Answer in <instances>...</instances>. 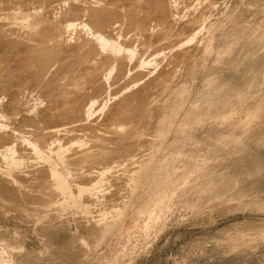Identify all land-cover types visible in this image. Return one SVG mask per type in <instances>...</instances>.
<instances>
[{
  "label": "bare ground",
  "instance_id": "1",
  "mask_svg": "<svg viewBox=\"0 0 264 264\" xmlns=\"http://www.w3.org/2000/svg\"><path fill=\"white\" fill-rule=\"evenodd\" d=\"M30 1L31 4L32 2L34 3L35 1L38 2L39 6L37 3L38 7L34 6V4L33 7H30L29 6ZM185 1L186 0H184V2ZM199 1L200 0H197L196 3H199ZM40 2H41V6H40ZM216 2L218 3L219 0L218 1L209 0V2L207 4L205 2L204 5L210 6V5H214ZM190 3L192 4L193 2L190 1ZM248 3L247 5H249ZM179 5H180L179 0H17L16 2H14V0H0V88L2 86L4 87L6 86V89L10 90L9 92H11V95L10 96L8 95L9 97L6 96L8 100H4L5 92L2 93L4 94L3 95L4 98L0 100V115H2L1 118L5 119L4 120L5 124L4 121H1V123L2 122L3 123L0 124V193L3 196H12L13 194H15L14 190L16 189L15 187L18 186L17 184L22 185L24 183H27L29 179H34L32 176H30V174H28L29 171L27 173L25 172L26 174L18 172L20 170V167H22V163H24L23 160L27 155L37 156L39 158H42V161L43 159L47 161L48 159H50L51 155L55 154L59 156L58 155L59 153L65 154L68 150H70L69 155L66 157L64 156L65 158H63L65 159V161L63 162L62 160L61 162V163H66L65 164L66 166L63 165L62 167L64 168V170L69 171V168H71L70 165L74 167H76L77 165L82 166L83 164L87 166L91 164L90 167L92 166V164L104 166L111 159H113L111 153L114 151L113 150L114 148H111V146L115 144L121 145V146L117 145L116 147L117 149L114 151L115 153L113 152L117 158L125 159V157L128 158L129 156L133 155L135 150H138L137 148L142 143L145 142L144 140L147 136L144 137L145 134L144 131L145 130L149 131L150 129L153 128V127L152 128L149 127L150 129L147 128L149 124L151 125L153 123L155 127L157 123L158 125H156V127H158V129L156 130L155 128V130L158 131V133L162 132L163 134V132L165 131L163 129L164 128L163 125L166 124V121L165 122L159 121L161 114L158 113V110L162 111L160 107L162 103L154 104L155 102H153L154 101L153 100L150 101V103L153 102L154 105H151L152 103L149 105V103L147 102V98L151 100L152 98L149 97H151L150 95H152L153 92L156 93V91L157 92H159V90L162 91L164 87H166L164 89H167L168 83L170 84L172 81L174 82L175 81L174 79L177 80V77H175V75H177L178 73L177 75L178 78L182 75V74L179 75L180 73H182V71L180 72V69L184 70L183 67L185 68L187 63H189V60L191 59V55L194 56L197 53V51L199 53L197 54L198 57L196 60L201 61L203 60L204 54H208L207 53L208 51L210 52L212 51L213 45H216L219 54H223L227 50L226 47L228 45L231 46V44L228 43L232 42V47L235 45V47L238 48L233 50L234 54L235 53H237L236 55L243 54V59L247 61H251L250 62L251 67L249 66V68H254L252 69V71L258 72V70H260L258 67L260 65L263 66L264 63V51H262V49L264 48V42L263 39H260L258 37L261 36L260 35L261 33H259L260 31H258L259 35L257 34L258 35L257 37L254 36L255 34L250 35L251 37L250 36L246 37V35H248V32L252 31L251 26L249 27L250 29L247 26H246L247 28L245 26L244 27L240 26V22H243L245 19H249V22L251 21L250 24H253L252 28L256 27V25L254 26V23L257 24V20L258 23L259 20L260 22L261 20H264L263 4L258 6L255 4L256 8H252L251 6L243 9L242 13L239 16H237L238 18L234 19L235 20L234 26L229 23L230 26H233L232 29L229 28L230 31L228 30L229 33L232 32V34L230 33L231 36L237 34L239 36L241 35V37L243 38L242 41L240 40L241 41L240 43H237L239 42L240 38L239 39L235 38L236 41L238 40L237 42L233 41L235 40L233 38L234 36L232 37L233 39L232 41H228L229 37L227 33L226 36L225 34L223 36L224 31L227 30L223 31L222 29H220L222 28L220 27L221 25L219 26V28H217V23L216 26H214L215 24L213 25L212 23H210L212 20L211 21L209 20L210 22L208 21L209 23H207L204 18L205 15L203 14L205 10H203L204 12H202L197 8L192 10L186 9V11L187 10L188 11L182 14V7ZM204 5L202 6L204 7ZM194 6H196L195 3L193 7ZM198 8L200 9L201 7L199 6ZM206 8L208 9V7ZM212 9L215 8L212 7L211 10ZM245 21L246 23H249L247 22L248 20ZM246 23H241V25H244ZM226 27L228 28V26ZM261 27L263 28L262 25ZM253 30L256 32V28H254ZM207 33H209V36H207V38L210 37V33L212 34V38H210L209 43L206 42L202 44L204 37H206V36L203 37V35ZM226 38L228 40H226ZM261 38L264 37L262 36ZM213 40L217 42H214ZM228 50L230 49L228 48ZM231 50L229 52H233ZM13 56L17 57L15 58V60H13L14 63H12V61H10L12 64L7 63L9 62L8 60L10 59V57L12 58ZM236 58L237 57H235V59ZM224 59L225 58L222 59L223 63H225ZM247 65L248 64H246V66ZM256 67L258 68V70L255 69ZM260 71L259 73H262L263 70L261 69ZM184 72L183 74L186 73ZM252 76L251 78H253ZM244 78L245 80L247 79L246 76ZM251 78L249 79L250 82L251 80L254 81L255 78L254 79ZM120 80H124V82L126 81V83L122 81L124 84L120 85L121 87L116 88L117 89L116 91L113 90L111 91V87H114ZM249 80L247 81L249 82ZM178 83H175L176 87L178 86ZM209 83H210L209 86L206 87L207 89L205 88L206 90L202 93V95L200 94L202 97L200 98V100H198L199 101L198 108L193 106L194 107L193 111L188 110L185 112L184 122L187 125H195L196 127L197 125L201 124L202 121H210L208 123V130L210 131L213 129L215 130L216 128H224V129L227 128L226 130H228L230 128L233 129L234 126H236V128L238 127V129H241V131L240 130L238 131L240 133L239 134L237 133L239 136H241L239 139L222 138L221 134L226 133L227 135V131L224 130L225 132L222 131L223 133L218 132L215 133L214 135L212 134L213 135L212 137L210 136V134L209 135L205 134L206 136L213 138L214 144L213 142H212L213 145H211L210 143L208 144H210L211 147L213 146V148H215L214 146H216L218 148H221L222 150L223 146L221 144L230 143L231 148L230 147L229 148L235 151V149H237L239 145L242 142H244V140H248L249 142L247 141L248 144L246 145H251L252 152L249 154L246 153V155H239L236 157L231 156L230 158L227 159L226 155L229 152L227 150L226 151L224 150L223 153L221 154L224 157L223 158L224 160L222 159V161H220L219 163H217V161L221 160V158L219 160L217 159L220 155L219 154L220 152L219 153L217 152V154H219L218 157L214 156L217 157V159H214L212 155L214 160L213 159L212 161L210 160L211 165L209 166V170L205 169L207 164L203 165L205 167L199 168L200 171L197 169L199 171L198 173L203 171L201 174H205V176L206 175L208 176L206 177V179H203L206 180L207 183L205 182L202 183H205L206 185L211 186V188H215L214 190L218 191V186H220L221 184L220 181L216 182L214 180V175L219 169L221 168L223 169L228 164L233 168L235 174L233 177H230L231 181L229 180L227 183L225 182L226 185L227 184L229 185V183H231L230 184L231 186L232 185L236 186V184L238 186L239 184L240 186L242 185L243 188H246L245 190H247L248 192L253 190L256 191L258 189H264V128H263L264 126H260L261 124L264 123L263 120L259 125L260 121H255V119L257 120V117L255 118V115H259V114L256 113L254 114L252 110L251 112L253 113L252 115L246 114L244 117L240 119H236L234 122H229V120L227 121L225 119L221 121H217V119H221L223 117L224 115L223 113H225V110H227V108H230V106L231 107L234 106L233 104L236 101H234L233 103L231 100L225 99L228 96H225L222 93L223 86L221 87L217 85L220 84V82L219 83L215 82V85L214 83L211 84L212 82ZM220 85L223 84L221 83ZM248 86L245 88L247 89ZM173 87H175V85ZM242 87L243 86H240V88ZM35 88L43 89L42 93L44 92V94L49 97L47 99L48 100L50 99L49 102L46 101L49 104L47 103L48 105L45 107L43 106L44 108H40V110H38L39 108L34 109V106L28 105V100L33 101L31 99L32 98L31 91L32 90L35 91L36 90ZM148 88H150L149 91ZM184 88L185 87L179 88L178 92L181 94L184 92L186 96L188 94L185 92ZM258 88H260V86ZM252 90L249 91L251 92ZM176 91L177 90H175V92ZM226 92L228 93L227 90ZM240 92L242 91L240 90ZM255 92L256 91L252 92V96L254 95ZM234 93H231V96H234ZM246 93H244L245 96ZM164 95L166 94L164 93ZM171 95L173 94L170 93V96ZM173 96H175V94ZM222 96H224L223 99ZM239 96L243 97L244 95H239ZM248 96L249 95H247V97ZM171 99L173 100V98ZM161 100L164 101V99ZM261 100H263V98ZM167 101L165 100V102ZM165 102L164 105L166 104ZM176 102L177 103L173 105H171L172 103L169 102L170 103L169 105H171V108L169 109V115L171 116V118H175L179 116L180 113L184 112L185 110L184 109L185 100L183 97H181ZM251 106L249 107L252 108ZM166 109L165 112H167ZM258 111L260 112L261 109L257 110L256 112ZM262 111H263V107H262ZM156 113H158L159 115L158 118L156 116L157 115ZM243 113H245V111ZM261 113L260 115H262ZM163 118L164 117H162L161 120ZM262 118H264V116H262ZM100 120H102L103 123L101 122L100 124ZM165 120L167 119L165 118ZM28 122L31 124H29ZM252 126H254L255 128L253 129L254 131H251V129H249ZM259 126L262 129H260ZM161 127L163 130H161ZM142 128L144 132L143 134L140 132ZM189 137H192V135H189ZM76 138L78 139L85 138L87 142L84 144L83 142H78L80 140H77V143H74L68 147L66 146L69 144L70 141L75 140ZM178 139H177L178 142L177 141L176 142L178 143V145H181V143L179 144L181 139H179L180 141ZM188 140L192 141V139H188ZM208 140L209 139L205 140V142H202V144L204 145L205 143L204 146L206 145L208 146V144H206ZM185 142L187 141L185 140ZM198 143L200 144L201 142L198 141ZM183 144L184 142H182V145ZM204 146L203 148L200 146H199L200 148L198 147L199 148L197 150L198 153L200 154L203 153V155L209 153L207 150L204 149ZM192 147L190 148L189 145L190 149H192ZM185 149L186 148H184V150ZM187 150H185L186 153ZM236 152H238V150ZM188 153L191 154L192 152L191 153L188 152ZM134 155L135 157L137 156L136 154ZM193 155L195 154L193 153ZM190 157L192 158V156ZM209 158L211 159V157ZM181 163L179 164L181 165ZM44 164L46 163L44 162ZM67 165H69L70 167ZM78 167L79 166H77V168ZM38 168L39 169L37 170L39 171L36 170L34 171V173H41V174L46 173L44 174L45 175L44 180L47 182L45 181L44 182L47 184L49 183L54 188L50 187V185L48 184L49 185L48 187L52 188V191L50 192L48 191L49 194L46 195V197L42 196L41 198L40 196L37 199H35L36 197L33 198L34 201L37 200L39 202H42L44 203L45 206H47V209L48 208L51 209L60 205L59 204L60 202L56 200L57 196H60L59 195L60 193L62 195L68 194V201L64 200L63 204L64 202H68V203L74 202L75 199H77L75 198L76 196L74 197L75 198L74 199L72 197V194L69 193L70 192L69 190L71 189H69L70 188L69 182L66 180L67 177L66 178L62 177L59 169L56 168L46 169V167L44 166ZM229 168L227 166V169ZM79 169L82 170V168ZM107 169L109 168L101 169L100 171L102 172L101 173L100 171L97 172L98 173L97 176H102L104 173H106L105 171ZM224 169L227 171L226 168ZM57 170H59L60 173ZM94 170H96V168ZM83 173L84 172L82 171L81 174L82 177L80 176L82 179L81 182L79 180L78 183V185H80L81 187L78 186L80 188L78 189V191L76 190L79 193V195L89 192L91 189H93V187L95 188V185L97 184V181H95V177L96 178L98 177L96 175L95 177L91 176L90 175L91 171L89 174L86 173L84 175ZM222 173L224 174L223 171ZM219 174L220 173H218V175ZM197 175L198 174L196 173L195 177H197ZM165 176H166V171L162 170L159 171L156 179L161 178V180L163 181ZM222 176L223 175H221V177ZM198 177H200V175ZM30 181L31 180H29L28 182ZM94 181L96 182V184H93ZM202 185L204 187V184ZM192 187L193 186H191L190 189ZM238 187H236V189ZM220 188L222 187L220 186L219 189ZM45 189L46 190L48 189L47 185L45 186ZM34 209H32V211ZM3 213L0 209V220H2V218L4 219V216L6 215V214L3 215ZM24 218L26 219V217ZM38 219L40 220V218ZM36 222L37 223L34 224L35 227L34 230H37V232L41 237L46 238L48 237L47 235L50 236L51 232L55 231L56 222L51 218L48 220H41L39 221L40 223H38V220H36ZM100 227L101 226H99L98 228L96 227L97 230L95 228L94 231L93 230L92 231L95 234H99L100 232L104 231L105 228L104 227L102 229ZM4 231L6 232V230ZM15 233L17 234V232H14L12 234V237L15 235ZM18 236L17 237L16 235L14 236L15 239V240L13 239L14 242L11 240L12 238H9L8 236L7 239L8 240L10 239V241L13 242L12 244L5 243L4 240L7 239H4L5 237L2 239L3 236L0 237V263L12 264L14 259L17 257H20L25 261L27 260L28 256L30 258L33 257V255H31V253L33 252L25 248L24 243H22V241L20 242L22 238L20 239ZM54 236L56 237V235ZM48 241L51 242V240ZM51 243L50 245L52 246ZM47 244L49 245V242ZM49 254H51V251ZM260 258H261L260 263L264 264V255H262ZM34 259L35 258H33L32 261ZM28 260L31 259L28 258ZM27 261L26 263L24 262L23 263L27 264Z\"/></svg>",
  "mask_w": 264,
  "mask_h": 264
},
{
  "label": "rangeland",
  "instance_id": "2",
  "mask_svg": "<svg viewBox=\"0 0 264 264\" xmlns=\"http://www.w3.org/2000/svg\"><path fill=\"white\" fill-rule=\"evenodd\" d=\"M16 1L14 0V2ZM190 1L193 3L191 4ZM204 1L206 2V4L209 2V0H200L199 3H196L197 0L196 1L186 0L185 2L184 0L183 1L179 0V3H180L179 6L182 7V14L186 13L188 10H192L196 8L202 12H204L203 10H205L203 14L205 15L204 18L206 22L209 23L212 20L210 23H212L213 25L215 24L214 26H216V23H217V28H219V26L221 25L220 27L222 28L220 29H222L223 31L224 30L230 31V29H232V27L235 24L234 19L238 18L237 16H239L242 13L243 9L247 7H251V6L252 8H256V5L258 6L261 4L264 5V0H261L262 2L260 0H237V1L236 0H227V1L219 0L218 2L219 4L216 2L214 5H210V6L204 5L205 4ZM259 1L261 4L259 3ZM37 3L38 2L35 1L34 3L32 2L31 4V1H30L29 6L33 7V4H34V6L38 7L39 3H38V6H37ZM194 3L196 6L199 5L202 9L201 8L199 9L198 8L199 6L193 7ZM247 3L249 5H247ZM202 5H204L205 8L208 7V9L207 8L205 9ZM40 6H41V2H40ZM212 7H214L216 10L215 9L211 10ZM186 9L188 10L186 11ZM208 11L209 12L211 11L212 13L211 12L209 13ZM209 15H212V16H209ZM207 17L208 18L210 17V18L208 19ZM245 20H248L247 22H249V19H245ZM245 20L243 22H240V26H243V27L247 26L248 28L251 26V30H252L248 32V35H246V37L250 35H254V34H255L254 36L257 37L259 33H261L260 34L261 36H258V37L260 39H263V42H264V38H261L262 36L264 37V35H262L264 34L263 33L264 32L263 31L264 30L263 29L264 20H261V22L259 20V23L257 20V24L254 23V26L256 25V27H253V28H252L253 24H250L251 21L249 23H246ZM229 23L233 26H230ZM241 23H246L247 25L246 24L241 25ZM258 24H259V27H258ZM261 25L263 26V28L261 27ZM226 26H228V28ZM257 27L260 29H258ZM254 28H256V32L253 30ZM227 31H224L223 33V36L224 34L226 36V33H227L229 37V38L227 37L229 40L227 38L226 40L232 41L233 40L232 37L234 36L233 37L234 39L240 38L239 42H237L238 40L236 41V39L233 40L234 42L240 43L242 41L243 38L241 37V35L239 36L233 33L235 35L231 36L232 32H230L231 33L230 34L229 31L228 32ZM258 31L260 32L258 33ZM207 36H209V33L203 35L204 40H203V43L201 41L202 44L206 42L209 43L210 38H212V34L210 33V37H208L209 39L207 38ZM214 42H217V41H214ZM228 44H231V46L230 45L227 46L230 50L232 49L231 51H233L234 49H238L235 47L234 45L235 43L233 44L234 45L233 47H232V42L231 43L229 42ZM227 47H226L227 50L224 49L226 50L225 51L226 54L225 53L219 54L218 48L216 47V45H213L212 51L211 52L208 51L207 52L208 54L203 55V60H201L202 62L196 60L198 57L197 54L199 52L198 51L197 53L194 52L196 54L194 55L193 53L194 56L191 55V59L189 60V63H187L185 68L183 67L184 70L180 69V72L182 71V73H180L179 75L181 74L182 75L179 78L177 76L178 73L177 75H175L179 83L177 82L176 79H174L175 80L174 82L172 81L170 84L169 83L167 84V89H164L166 87L162 89L163 92L159 90V92L157 91L156 93L153 92L152 95H150L151 93L149 94L151 97L149 96L148 97L152 98L151 100L147 98V102L149 103V105L151 103H152L151 105H154L156 103H160V104L162 103L161 105L159 104L162 109V111L158 110V113L162 115V116L160 115L159 121L161 122L166 121L167 125L166 124L163 125L164 127L163 129L165 131L162 134V132L158 133V131H156L158 129V127H156V125H158L157 123L155 127L153 123H152L153 126L152 124L151 125L149 124L150 126L148 125L147 128L153 127L152 129L149 128L151 132L150 130L144 131L146 134V135L144 134V137L147 136L144 140L145 142L141 144L142 146L140 145L141 147L139 146L137 148L138 150H135L133 155L129 156L130 158L129 157L128 158L125 157V159L117 158L114 155L115 153L114 151L117 149L116 147L118 144H115V145L112 144L113 146H111V148H114L113 149L114 153L112 152L113 154L111 153V156L113 159H111L112 161L111 160L109 161L110 163L108 162L107 164H105L106 165V166L104 165L105 167L101 165L99 166V165H93V164L90 167L91 164L89 166L83 164L82 166L77 165L79 166L77 168L76 165H75L76 167L70 165L71 168H69V171H68L62 168L63 165H65L66 163H61V162L62 160L63 162L65 161V159L63 158L69 155L70 150H68L65 154L59 153L58 154L59 156L55 154L51 155L52 158L50 156V159H48L47 161L44 159L42 161V158H39L37 156L27 155L25 159L23 160L24 163H22V167H20V170L18 172L27 173L29 171L28 174H30V176H32L34 179H29L31 180L30 182H28L29 181L28 180L27 183H24L22 185L17 184L18 186L15 187L16 189L14 188L15 194H13L12 196H3L0 193V200H1L0 209L2 213L4 212L3 215L6 214L5 216H7V217L4 216V219L2 218V220H0V228H1L0 237L3 236L2 239L4 237H5L4 239H7L9 236V238H12L11 240L13 241L14 236L16 235L17 237L19 235L18 237L20 239L22 238L20 242L22 241V243H24L25 248L27 250L33 252L31 253L33 257L31 258L29 256L27 257V260L28 258L31 259V260H28L29 262L26 260L27 264H261L260 257L264 255V191H263L264 189H258L256 190L257 192L254 190L249 191L251 192L249 193L247 190H245L246 188L242 187V185L240 186L238 184V186H240L241 188L238 187L237 184L236 186H233V185L231 186L230 185L231 183H229V185L228 184L226 185V183L229 180L231 181L230 177H233L235 174L233 171V168L229 166L228 164L227 166L228 168L230 167L229 169H227V166L224 167L227 169V171L224 168L223 169L225 171L221 168L215 173L216 176L214 175V180L216 182L220 181L221 185L220 184L219 185L222 187L219 189L220 186H218V191L214 190L215 188H211V186H208L205 184L207 182L206 180H203V179H206V177L208 176L207 175L205 176V174H201L203 171L198 173L200 171L199 168L205 167L203 165H206V164L207 165L205 169L209 170V166L211 165L210 162L212 161L214 156L218 157V155L220 154L218 159L217 157H214V159L219 160L221 158V160L217 161V163L222 161L224 157L221 154L223 153L224 150L225 151L227 150L229 152L226 155L227 159L230 158L231 156L236 157L239 155H246V153L247 154L251 153L252 152L251 145H246L248 144L249 141L244 140V142L246 143L242 142L239 145V147L235 149V151H233V149H230L231 148L230 143L221 144L223 146L222 150L221 148H218L216 146H214L215 148H213V146L211 147V145H213L214 142H213V138L211 137L215 133H218V132L223 133L227 131V135L226 133L221 134L222 138L239 139L241 136L238 135L240 133L238 131L239 130L241 131V129H238V127L236 128V126H234V128L232 127L233 129L231 128L228 129L229 131L226 130L227 128L226 129L216 128L215 130L213 129L210 131L208 130V123L210 121H202V122L199 121L201 122V124L197 125L196 127L195 125H187L184 122L185 112L188 110L193 111L194 107L198 108V105H199L198 100H200V98L202 97L201 96L202 93L207 89L206 87L209 86L210 84L209 82H212L211 84L214 83V85H215V82L216 83L220 82V84L222 83L223 85H220V84H217V85L224 87V88L222 87V93L225 96H228L225 99L231 100L233 103L234 101H236L234 104L231 103L234 106L232 107L230 106V108H227V110H225V113H223L224 114L223 117L221 119H217V121H221L225 119L227 121L229 120V122H234L236 119H240L244 117L246 114L252 115L253 113L254 114L256 113L259 115H255V118L257 117V120L255 119V121H260L259 125L262 122V120L264 122V118H262V116H264V113H261V112H264V105H263L264 104V68H263L264 63H263V66L260 65L258 67L260 70L261 69L263 70L262 73H259L260 70H258L257 67L255 69H257L258 72L252 71V69L254 68H249V66L251 65L250 63L251 61H247L243 59V54L236 55L237 53L234 54V51L229 52L230 50H228ZM262 51H264V48L262 49ZM232 53L234 57L232 56ZM13 57L12 58L10 57L11 60L9 59L8 60L9 62L7 63L9 64L14 63L13 60H15V58L17 57H14V58ZM235 57H237L236 58L237 60L235 59ZM223 58H225L224 62L226 64L222 62ZM239 58H242V59H239ZM10 61H12V63ZM246 64L248 65L246 66ZM186 69L188 73L186 72ZM183 72L185 74H183ZM245 76L247 77L246 80L244 78ZM251 76L253 78H251ZM250 78L251 79L255 78V79L254 81L251 80L250 82L249 80ZM247 80H249V82ZM122 81L124 82V80H120L114 87H111V91L112 90L116 91L117 90L116 88L121 87L120 85L126 83V81L124 83ZM175 83H178L177 87ZM234 84L236 88L234 87ZM248 84L251 87H249ZM174 85L175 87H173ZM240 86H243V87L240 88ZM247 86L248 88L246 89L245 87ZM259 86L260 88H258ZM2 87H3V90H2ZM2 87L0 88L1 89L0 92L1 94L5 92L4 93L5 95L0 94L2 96V97L0 96V100L4 98L3 95L5 96L4 100H8L6 96L8 95L10 96L11 92H9L10 90L6 89V86L5 87L2 86ZM182 87H185L184 88L185 92L188 95L185 96L184 92L182 94L178 92L179 88H182ZM35 89L37 91L36 90L34 91L31 89L32 98L31 97L30 98L33 101L28 100V105L34 106V109L39 108L38 110H40V108H44L45 106L49 104L48 102L50 99L48 100L47 98L49 97L46 96L44 92L42 93L43 89H40V88H35ZM225 89L228 91V93L226 92ZM248 89L249 90L253 89L254 91H256L253 96H252V92L254 91L252 90L250 92ZM149 90L150 88H148V91ZM175 90L177 91L175 92ZM240 90L242 92H240ZM233 91L234 92L237 91L238 93L237 92L234 93ZM164 93L166 95H164ZM170 93H172L173 95L175 94V96L171 95L172 96L171 97ZM231 93H234V96H231ZM244 93H246V96ZM239 95H244L245 97L243 96L244 97L243 98ZM247 95H249L248 96L249 98L247 97ZM181 97H183L185 100V108H184L185 110L184 112H181L179 116L175 118H171V116L169 115V109L171 108V105L177 103L176 101H178ZM223 97L224 96H222V99ZM167 98H168V101L172 103L171 105H169L170 103L167 101ZM171 98H173V100ZM262 98L263 100H261ZM161 99H164V101H162ZM165 100L167 102H165ZM40 101L41 102L43 101V102L41 103ZM150 101H153L155 103L154 104L153 102L150 103ZM164 102L166 103L165 105H164ZM249 106H251L252 108H250ZM254 107H255V110H254ZM262 107H263V111H262ZM165 109L167 110V112H165ZM256 109L257 110L261 109V111L256 112L257 111ZM252 110H253V113H251ZM244 111L245 113H243ZM158 113H156L157 118L159 116ZM166 113L168 114V116ZM260 113L262 115H260ZM1 117L2 115H0V124L3 123V122L1 123V121L5 120ZM162 117L164 118L161 120ZM165 118L167 120H165ZM155 121H158V120H155ZM101 122L102 120H100V124ZM4 124H5V121H4ZM260 126H264V123L261 124ZM252 127L249 129H251V131H254L253 129L255 128L254 126ZM143 128L140 130L142 134L144 133ZM163 129L161 127V130ZM260 129L262 128L260 127ZM205 134L206 135L210 134L211 137L206 136ZM189 135H192V137H189ZM176 137L177 139L178 138L181 139V141L178 139L180 141L179 144L181 143V145H178L177 143L178 141ZM188 139H192V141L191 140L189 141ZM197 139L199 142H201L200 144L198 143ZM207 139H209L208 140L209 142L207 141L206 144L210 143L211 145L208 144V146L207 145L204 146L205 143L203 145L202 142H205V140ZM77 140H80L78 142H83L84 144L87 142L85 138L83 139L76 138L75 140L70 141L71 143L69 142V144L66 146L68 147L74 143H77ZM185 140L187 142H185ZM182 142H184L183 145H182ZM189 145H190V148L193 146L192 149L189 148ZM118 146H121V145L119 144ZM199 146L202 148L204 146V149L209 152L208 153L209 155L207 153L204 155L203 153L202 154L198 153L197 150L200 148ZM184 148H186L185 150L189 149L190 151L187 150V153H186ZM211 149H212V152H211ZM237 150L238 152H236ZM188 152L190 153L192 152V153L189 154ZM217 152L218 153L220 152V153L217 154ZM193 153L195 155H193ZM134 154H136L137 156L135 157ZM189 155L192 156V158ZM59 157H60V160H59ZM209 157H211V159ZM187 160L190 162H188ZM44 162L46 164H44ZM179 163H181V165ZM202 163H205V164H202ZM42 166L46 167V169H50V168L59 169L61 173L59 172V170L57 171L62 175V177H65V178L67 177L66 180L69 182V187H70L69 189L72 190V191L69 190L70 191L69 193L72 194L73 198L75 196H76L75 198H77V199L74 198L75 199L74 202H71V203L64 202L63 204L64 200L68 201V194L62 195L61 193L59 194L60 196H57L58 194L55 195L57 196L56 200L60 202L59 203L60 205L56 206L57 208L55 207V208L47 209V206H45L44 203L39 202L37 200L34 201L33 198L35 197H36L35 199L39 198L40 196L41 198L42 196L46 197V195L49 194L48 191L50 192L52 191V188H54L48 183L50 187H52V188H49L48 187L49 185L45 183L47 182L44 180L45 179L44 174L46 173L44 174L34 173V171L39 169L38 167H42ZM79 168H82V170ZM95 168L96 170H94ZM103 168H109V169L105 171L106 173L103 174L104 176L103 175L97 176L98 174L97 172H99ZM74 169L77 171H75ZM162 170L166 171V176L164 177L163 181L161 180V178L156 179L157 174L159 173V171H162ZM82 171L84 172L83 173L84 175L86 173L89 174L91 171L90 173L91 176L95 177L96 175L98 177V178L95 177V181H97V184L95 181H94L95 183L93 182V184H96L95 188L93 187V189H91L89 192L83 193L82 194L83 196L79 195V193L77 192L78 189L81 187L80 185H78V183H79V180L81 182ZM222 171L224 172V174L222 173ZM101 172L102 171H100V173ZM196 173L198 174L197 177H195ZM218 173L220 174L218 175ZM199 175L200 177H198ZM221 175H223L224 177L223 176L221 177ZM70 182L73 184H71ZM202 182H205V183H202ZM201 183L204 184V187ZM46 185L48 188L47 190L45 189ZM191 186L193 187L190 189ZM236 187L238 188L236 189ZM61 202H62V205H61ZM32 209L34 210L32 211ZM46 210H48L49 213ZM24 217H26V219ZM38 218H40V220ZM47 218L48 219L51 218L52 220H55L56 225H55V231H53L54 233L51 232L50 236L47 235L48 237L44 238L39 235L37 230H34L35 229L34 224L37 223L36 220H38V223H40L39 221L48 220ZM99 226H101L100 228L102 229L105 227L104 231L100 232L99 234H95L93 231L96 227L98 228ZM248 229L250 232L248 231ZM4 230H6V232ZM12 231L17 232V234L15 233L13 237H12V234L14 232ZM54 235H56V237ZM49 237H51L52 239ZM47 239L51 240V242L52 241H55V242L51 243ZM12 241H10V239L4 240L5 243H10V244L14 242ZM48 242H49V245L47 244ZM50 243L52 244V246L50 245ZM50 251H51V254H49ZM33 258H35L34 259L35 261L34 260L32 261ZM24 261L25 260H23L22 258L17 257L14 259L12 264H18V263L24 264L26 263V261L25 262Z\"/></svg>",
  "mask_w": 264,
  "mask_h": 264
}]
</instances>
